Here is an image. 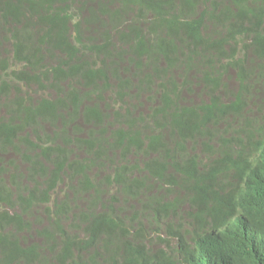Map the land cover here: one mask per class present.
I'll return each mask as SVG.
<instances>
[{
  "label": "trees",
  "instance_id": "16d2710c",
  "mask_svg": "<svg viewBox=\"0 0 264 264\" xmlns=\"http://www.w3.org/2000/svg\"><path fill=\"white\" fill-rule=\"evenodd\" d=\"M219 188L264 241V0H0V264H264Z\"/></svg>",
  "mask_w": 264,
  "mask_h": 264
},
{
  "label": "clouds",
  "instance_id": "9594fccd",
  "mask_svg": "<svg viewBox=\"0 0 264 264\" xmlns=\"http://www.w3.org/2000/svg\"><path fill=\"white\" fill-rule=\"evenodd\" d=\"M119 106L121 107V104H119ZM226 189L229 188H219L217 190V193L206 197V204H207L206 206H209L212 209V217L210 218V222L212 227L214 228V231L218 235L224 232L227 229V227L237 229L243 232L244 234H246V236L248 237L247 245L246 246L239 245V246L243 247L250 253L261 252L264 247V241L259 240L252 236L245 221V216L251 210L252 206L245 201L235 211L226 209L222 199V195ZM188 207L190 209L191 206L188 204ZM189 209L185 211V213H187L188 211L187 227L190 230L189 232L193 233V231L196 229L195 211H191Z\"/></svg>",
  "mask_w": 264,
  "mask_h": 264
},
{
  "label": "rangeland",
  "instance_id": "374dc122",
  "mask_svg": "<svg viewBox=\"0 0 264 264\" xmlns=\"http://www.w3.org/2000/svg\"><path fill=\"white\" fill-rule=\"evenodd\" d=\"M231 84H232L233 87H236V83L235 82H232ZM38 95H40V96H50L51 94L50 93H48V94L38 93ZM127 101H131V98H128ZM146 111H147V108L145 107L144 112H146ZM187 209H189V207Z\"/></svg>",
  "mask_w": 264,
  "mask_h": 264
}]
</instances>
